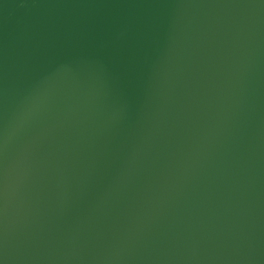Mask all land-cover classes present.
Returning a JSON list of instances; mask_svg holds the SVG:
<instances>
[{"label": "water", "instance_id": "water-1", "mask_svg": "<svg viewBox=\"0 0 264 264\" xmlns=\"http://www.w3.org/2000/svg\"><path fill=\"white\" fill-rule=\"evenodd\" d=\"M0 264H264V0H0Z\"/></svg>", "mask_w": 264, "mask_h": 264}]
</instances>
